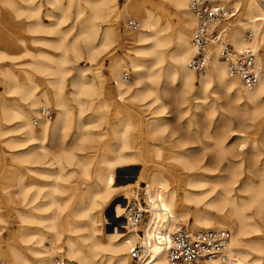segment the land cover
I'll use <instances>...</instances> for the list:
<instances>
[{
	"label": "bare ground",
	"instance_id": "bare-ground-1",
	"mask_svg": "<svg viewBox=\"0 0 264 264\" xmlns=\"http://www.w3.org/2000/svg\"><path fill=\"white\" fill-rule=\"evenodd\" d=\"M147 1L153 6L173 5L177 10L184 11V15L188 18L184 21V24L179 25L174 30L173 40H171L165 34L169 29L168 25H161L159 23V18L153 14L149 5H145L143 0L125 1L122 12L124 18H126L125 20H140L142 27L127 31L123 38L129 45L127 57L130 60V66L135 75L132 86L122 85L129 81L124 82L122 80V71L125 72L127 69H124L122 66L121 59L112 60L108 67L111 76L117 80L120 78L117 83H114V86H119L120 94H128L132 99L147 102L151 94L149 88L144 83L153 84L155 81L158 82L159 74L164 72L172 81H177L178 89L182 95L191 92L194 93V97L197 94L204 95L206 89L214 84L219 98H222L225 102V107L239 114L241 118L249 116L250 120L256 121L262 118V116L264 117V6L261 2L262 0H246L243 4L236 1L230 8L235 11L234 17L223 22V26L226 28V41L230 42L235 51L240 52L244 49H251L256 52V65L260 74L257 84L251 89L245 88L238 79L227 75L225 64L218 59L216 53H214L215 51L212 52L207 68L198 74L199 78H196V74L189 70L187 64L192 56L190 39L192 31L195 28V18L188 8L190 0ZM215 1L224 2L228 0ZM1 3L6 10V14L13 18L16 17L12 14L13 9L27 12L26 19L37 17L38 0H1ZM85 4L89 15L85 19L86 26L82 27V30L84 29L85 31V42L87 47H89L87 50L88 54L91 60H94L99 48L117 45L120 42L118 0H87ZM212 4L219 7L217 4ZM81 8L84 9V7ZM240 8L242 12H240ZM239 12L240 14H238ZM125 22L124 26L126 27ZM138 24L140 27V23ZM191 26H193V29L190 32L189 28ZM242 27L246 28V35L241 32L240 29ZM95 41L98 45H94ZM171 43L172 48L167 49ZM259 52H261V55ZM99 53L101 54V52ZM146 55L152 56L151 63L147 65L142 59ZM59 62L62 63V60ZM100 70L101 68L98 67L97 73H100ZM128 72L130 74L129 70ZM60 73L62 72L60 71ZM147 73L148 76L146 77L145 74ZM29 75L24 73L18 76V78L15 76L13 87L17 93L21 92V98L25 102V107L23 109L17 107V105L14 107L12 105L11 107L8 106L10 109L9 111H4L6 112L4 113V119L8 122L10 121L8 118L12 116L18 120V124L9 131L3 130L1 134L19 133L21 137L17 139L13 137L4 139L7 147L18 149V152L15 153V158L20 161L24 160L27 164L37 168L48 166L44 168L46 170L43 174L46 176L52 175L55 180H60L65 176L63 173L66 167L73 164V160L75 159L73 154L75 152L71 153V150L61 142L57 146V156L49 159L50 150L45 141L52 139L56 131L64 129L67 125L68 111L60 98L62 83L60 79L50 82L53 94L44 87L37 93L38 82L36 83L34 78ZM88 78L81 76L79 80L72 83L77 97L84 95L92 99L97 94V85L92 79ZM29 83H33L34 88L29 87ZM167 89L164 85L161 92L166 95ZM153 90L157 89L153 88ZM153 93V99L147 102V104L149 107H152L153 104H158V106L152 107V113L158 115L157 121H163L165 104L158 91H154ZM99 94L104 97L106 105L110 106V100L106 92L103 91ZM194 99L201 98L195 97ZM183 100L186 101L187 99L185 100L183 97ZM51 101L58 109L55 121L49 124L47 119L40 117L38 125L35 127L31 117L32 114L38 115V109L46 108ZM195 108L198 109L199 105L196 104ZM123 109L124 107L122 108L120 104L113 107L116 114L123 112ZM7 112L10 114L8 115ZM196 116L198 118V115ZM238 124L239 126L244 125L242 121H239ZM119 126L120 124L117 125L114 131V137L116 138ZM79 127L81 128V126ZM119 137L122 145L120 149L114 150L117 153L114 159L122 161V163H114V159L108 160L105 156H102V163H105L106 166L102 170L100 169L101 167L95 168L96 182L86 194L80 196V203L75 207L66 221L67 227H64L59 221L62 208L54 199V194L57 192L55 186L48 194L43 196V198L50 199V201L42 199L43 201L40 204H33L32 201L27 202L25 191L18 190L15 193L16 198L20 200L19 204L22 207H27L25 210L17 211L18 218L25 224H33L38 220L41 227L50 233L49 239L52 247L49 249L42 245V242L47 240V237H41L38 242L39 244L41 243L42 251L34 249V247H28L31 253L40 257L39 261L33 262L32 259L22 255L20 251L10 246L4 255L2 254L3 251H0V255L3 257L0 264H53V256L61 258V253L80 264H103L104 258L101 254L114 258V264H130L131 260H129L128 254L136 236L126 226L124 207L132 190H135L132 195L133 197L136 194V190L140 189L139 184L141 183L145 184L144 191L146 192V196H148L145 200L148 205L147 208L151 213V221L155 218L166 220L170 230L174 229L179 223L188 225L189 228H187L193 231L212 229L232 230V232L230 231L231 237L225 252L226 260L224 264H229L230 261L236 264L244 263L243 255L238 250L239 246L245 243L248 245H261L257 240L251 239V236L257 232L263 233L264 228L259 223L254 222L246 214V211L251 209L256 215L264 218V164L257 174V182L251 176L246 177L241 182L242 186L238 190H235V186L241 181L243 175V171L241 170L242 159L240 158V153H238V150L232 144L228 145L225 143L227 137L224 133H213L210 137L212 145L209 148L202 146V149H200L203 152L209 149V160H204L191 147L186 148L185 152L179 155L178 158H173L182 164L188 172L182 185L183 188L180 190L171 185V174L167 170H157L153 174H148L146 172L139 173L135 168L127 170L117 169L116 165L130 163L129 160L125 161V157L123 158L121 154V151L127 145L125 143V133L121 132ZM77 164L82 168L83 174L87 175L88 170L86 169V165L88 162L86 159L78 160ZM54 166L56 169L53 168ZM254 168L256 169L257 165L253 159L249 163L248 170ZM53 170H56L55 173L51 172ZM206 171H218V176L210 178L206 174ZM215 191L219 193L210 201V207L218 211L227 208L226 220L224 222L213 223V220L207 215H195L193 217L194 222L191 224L189 206H199L208 195ZM242 194H245V196H242ZM92 210L97 214H105L107 225L106 234L103 237L98 236L100 230L97 226L96 218L90 215ZM38 213H44L46 216L37 217ZM230 223L233 224L232 227L229 226ZM24 230H29V228L24 227ZM64 233H67L66 235L72 233L76 238L80 237L82 241L88 242L86 250L76 239L69 237H67L65 247H61ZM82 233L84 235L80 236ZM30 236V234H25L22 240L28 242L30 241ZM149 247L148 251L152 257L150 264H168L165 255L156 245L150 244Z\"/></svg>",
	"mask_w": 264,
	"mask_h": 264
},
{
	"label": "rangeland",
	"instance_id": "rangeland-1",
	"mask_svg": "<svg viewBox=\"0 0 264 264\" xmlns=\"http://www.w3.org/2000/svg\"><path fill=\"white\" fill-rule=\"evenodd\" d=\"M86 1L38 0L37 17L26 19L28 13L17 9H13L12 13L16 16L15 18L8 16L0 0V251H3V255L8 247L12 246L20 251L22 255L35 262L39 261L40 257L31 253L28 249L34 247V249L42 251L41 243H38L41 237H47V240L42 242L44 247L49 249L52 247L49 239L50 233L41 227L38 220L33 224H25L18 218L17 211L25 210L27 207H22L19 204L20 200L16 198L15 193L18 190L25 191L27 202L32 201L33 204H40L43 200L50 201V199H45L43 196L48 194L55 186L57 192L54 194V199L62 208L59 221L60 224L67 227L66 221L80 203V196L86 194L96 182L95 168L101 167L102 170L106 166L105 163H102V156H105L108 160H112L117 156L115 151L120 149L122 145L119 137L121 132L125 133V143L127 144L121 154L123 158L125 157V161L129 160L130 163L116 165V168L119 170L135 168L139 173L146 172L148 174H153L157 170H167L171 174V185L179 190L183 188L182 185L188 172L182 164L173 158H178L179 155L185 152L186 148L191 147L204 160H209V149H206L205 153L200 149H202V146L209 148L212 145L210 137L213 133H224L227 137L225 143L232 144L240 153L243 175L241 181L235 186V190L242 186L241 182L246 177L251 176L257 182V174L264 164V117L262 116L256 121L250 120L249 116L241 118L239 114L225 107V102L222 98H219L214 84L206 89L204 95H195L196 98H201L196 100L192 92L182 95L178 89L177 81H172L164 72L159 74L158 82L155 81L153 84L144 83L151 94L147 102L153 99L154 91L160 93V97L165 104L163 121H157L158 115L152 113V107L158 106L157 103L149 107L146 101L141 102L132 99L128 94H120L119 86H114V83H117L120 78L115 79L108 70L112 60L121 59L124 69L130 71V81L122 84L123 86H132L135 79L130 60L127 57L129 45L123 40L126 32L130 30L124 26L126 18L122 13L126 0H118L120 42L117 45L99 48L94 60H91L88 54L89 47L85 42V31L82 30V27L86 26L85 19L89 15ZM143 1L145 5L150 6L153 14L159 18L161 25H168L169 29L165 34L173 40L174 30L179 25L184 24V21L188 18L184 15V11L177 10L170 4L153 6L147 0ZM209 1L217 4L222 9H230L236 1L243 4L246 0ZM261 2L264 6V0ZM81 7H84V9ZM240 12H242L241 8ZM135 21L140 23L139 28H141L142 22L137 19ZM193 26L189 28L190 32ZM245 29V27L240 29L244 35H246ZM95 43L97 42L95 41ZM95 43L94 45H98V43ZM171 48L172 43L167 49ZM259 54L261 55V52ZM142 59L147 65L151 63L152 56L146 55ZM60 60H62V63L59 62ZM98 67L101 68L100 73H97ZM24 73L30 74L29 76L34 78L36 83L38 82L37 93L44 87L53 94L50 82L61 80L62 92L60 98L68 111L67 125L64 129L56 131L52 139L45 141L50 150L49 159L57 156V146L61 142L71 150V153L75 152L73 154L75 156L73 164L66 167L63 173L65 176L60 180H55L52 175L46 176L43 174L46 170L44 168L48 166L37 168L27 164L24 160H17L15 153L18 152V149H10L4 143L5 138L13 137L17 139L21 137L19 133L13 132L2 135L1 132L3 130L9 131L18 124V120L12 116L8 118L10 120L8 122L4 119V113H6L4 111L10 109L8 106L11 107L12 105L14 107L17 105V107L23 109L25 107L21 92L17 93L13 87L15 76L18 78ZM145 75L147 77L148 73ZM81 76L89 77L88 79H92L97 85V94L92 99L84 95L77 97L74 93L72 83L79 80ZM196 76V78H199V75ZM28 85L34 88L33 83ZM164 85L168 88L166 95L161 92ZM153 88L157 90H153ZM103 91L106 92L110 100V106L106 105L104 97L99 94ZM182 96L187 100L184 101ZM118 104L124 109L123 112L116 114L113 107ZM196 104L199 105L198 109L195 108ZM49 105L46 108H50L53 113L52 119L48 120V123L51 124L57 117L58 109L52 101ZM40 111L41 108L38 109V115L32 114L31 116L35 127L38 125L40 117H42ZM196 115H198V118ZM239 121L244 123V127L239 126ZM118 124H120L118 127L120 133L118 132L116 138L114 137V131ZM81 148L83 149L81 150ZM79 149L80 151H78ZM85 159L88 162L86 165L87 175L83 174L82 168L77 164L78 160ZM253 159L257 168L248 170L249 163ZM115 162L122 163V161L114 159ZM53 168L56 169L55 166ZM55 171L51 172L55 173ZM208 172L206 174L210 178L218 176V171ZM19 178L20 180H18ZM144 185L143 183L139 184L140 187ZM134 191L132 190V193L128 196L126 204L132 198ZM218 193V191H215L208 195L197 207L189 206L191 224L194 222L193 217L195 215H207L213 220V223L226 220L227 208L218 211L210 207V201ZM242 196H245V194H242ZM246 214L264 228V218L262 216L256 215L251 209L247 210ZM90 215L97 220V226L100 230L98 236L103 237L106 234L107 225L105 214H97L92 210ZM42 216L46 215L44 213L37 214V217ZM178 225L188 227L183 223ZM229 226L232 227L233 224L230 223ZM24 227H28L29 230H24ZM230 231L232 232V230ZM25 234L31 235L30 241L22 240ZM66 234L64 233L65 237L63 236L61 247H65V242L69 237L76 239L86 250L88 242L82 241L80 237L76 238L72 233ZM82 235L84 233L80 234V236ZM251 239L257 240L261 245H248L245 243L239 246L238 250L244 258L243 264H264V232L254 233ZM60 255L61 258L80 264L74 259L67 258L63 253ZM101 255L104 258L103 264H114V258L105 254ZM55 257L59 256H53V259ZM1 258H3L2 255H0V263ZM130 264L134 263L130 261ZM229 264L236 263L230 261Z\"/></svg>",
	"mask_w": 264,
	"mask_h": 264
},
{
	"label": "built area",
	"instance_id": "built-area-1",
	"mask_svg": "<svg viewBox=\"0 0 264 264\" xmlns=\"http://www.w3.org/2000/svg\"><path fill=\"white\" fill-rule=\"evenodd\" d=\"M188 8L195 18V28L190 39L192 56L187 64L189 70L196 75L202 73L215 51L218 59L225 64L229 77L238 79L247 89L253 88L260 74L256 65V52L251 49L237 52L226 41L223 22L234 17L235 11L219 8L209 0H190ZM125 25L130 30L139 28L138 22L133 19H127ZM122 80L130 81L128 71L123 72ZM40 114L47 120L53 117L50 108H42ZM144 190L145 185L137 189L124 209L126 226L136 236L128 254L134 264L151 263L152 257L148 251L150 244L159 248L168 264L225 263V252L231 237L228 229L193 231L184 225H177L170 230L166 220L155 218L151 221L145 200L148 196ZM53 264L77 263L55 257Z\"/></svg>",
	"mask_w": 264,
	"mask_h": 264
}]
</instances>
